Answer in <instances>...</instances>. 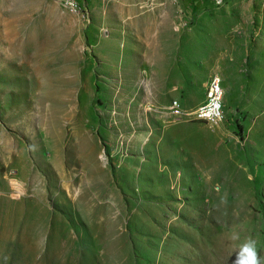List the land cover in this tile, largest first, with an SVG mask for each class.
<instances>
[{"label":"rangeland","instance_id":"obj_1","mask_svg":"<svg viewBox=\"0 0 264 264\" xmlns=\"http://www.w3.org/2000/svg\"><path fill=\"white\" fill-rule=\"evenodd\" d=\"M75 1L0 0V264L264 258V0Z\"/></svg>","mask_w":264,"mask_h":264},{"label":"clouds","instance_id":"obj_2","mask_svg":"<svg viewBox=\"0 0 264 264\" xmlns=\"http://www.w3.org/2000/svg\"><path fill=\"white\" fill-rule=\"evenodd\" d=\"M238 235H233L232 239H238ZM232 264H264V258H261L257 249V242L248 238L238 247L234 254Z\"/></svg>","mask_w":264,"mask_h":264},{"label":"bare ground","instance_id":"obj_3","mask_svg":"<svg viewBox=\"0 0 264 264\" xmlns=\"http://www.w3.org/2000/svg\"><path fill=\"white\" fill-rule=\"evenodd\" d=\"M218 78H215L210 85L209 89H212ZM222 95H223V90L222 87H220V104H219V114L217 115H210V111L215 110L217 107V100L214 98H207L206 101H204L196 110V114H199L200 117L208 120H218L221 118V109H222Z\"/></svg>","mask_w":264,"mask_h":264},{"label":"built area","instance_id":"obj_4","mask_svg":"<svg viewBox=\"0 0 264 264\" xmlns=\"http://www.w3.org/2000/svg\"><path fill=\"white\" fill-rule=\"evenodd\" d=\"M63 1L71 10H74V11L79 10L78 5L75 0H63ZM220 87H222V85L220 81V76L218 75V79H217L215 86L212 89H209L205 96V98H214L217 100V107L215 108V110L210 111L209 113L210 115L219 114Z\"/></svg>","mask_w":264,"mask_h":264},{"label":"crops","instance_id":"obj_5","mask_svg":"<svg viewBox=\"0 0 264 264\" xmlns=\"http://www.w3.org/2000/svg\"><path fill=\"white\" fill-rule=\"evenodd\" d=\"M198 104H199V103H198ZM198 104H197V105H198ZM197 105H196V106H197Z\"/></svg>","mask_w":264,"mask_h":264}]
</instances>
